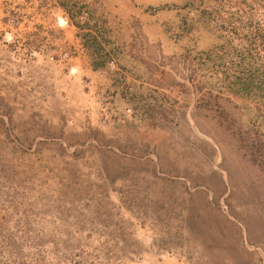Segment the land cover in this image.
I'll return each mask as SVG.
<instances>
[{
	"label": "rangeland",
	"instance_id": "1",
	"mask_svg": "<svg viewBox=\"0 0 264 264\" xmlns=\"http://www.w3.org/2000/svg\"><path fill=\"white\" fill-rule=\"evenodd\" d=\"M0 264H264V0H0Z\"/></svg>",
	"mask_w": 264,
	"mask_h": 264
},
{
	"label": "trees",
	"instance_id": "2",
	"mask_svg": "<svg viewBox=\"0 0 264 264\" xmlns=\"http://www.w3.org/2000/svg\"><path fill=\"white\" fill-rule=\"evenodd\" d=\"M87 33H88V32H85L84 36L86 35V37H87ZM89 35H90V34H89ZM89 35H88V37H87L88 39H89ZM92 41H95V40L92 38ZM98 54H99V53H98ZM100 55H101V54H100ZM95 65L101 66V62H100V61H99V62H94V66H95Z\"/></svg>",
	"mask_w": 264,
	"mask_h": 264
}]
</instances>
